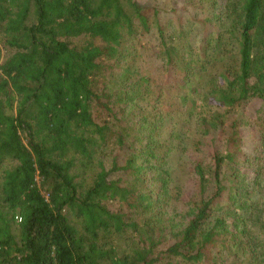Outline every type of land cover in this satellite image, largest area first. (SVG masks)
<instances>
[{"label": "trees", "instance_id": "obj_1", "mask_svg": "<svg viewBox=\"0 0 264 264\" xmlns=\"http://www.w3.org/2000/svg\"><path fill=\"white\" fill-rule=\"evenodd\" d=\"M0 264H264V0H0Z\"/></svg>", "mask_w": 264, "mask_h": 264}, {"label": "rangeland", "instance_id": "obj_2", "mask_svg": "<svg viewBox=\"0 0 264 264\" xmlns=\"http://www.w3.org/2000/svg\"><path fill=\"white\" fill-rule=\"evenodd\" d=\"M171 119L172 118H168V121H171ZM171 128V126H169V125H165L162 129H163V131L161 132V134H163L164 133V131H168L169 129ZM195 130V129H194ZM194 133H192V135L191 134H189V136H194L196 133H195V131H193ZM246 132H248L247 131V129H245L244 130V133L243 134H246ZM250 141V139L248 138L247 139V142H249ZM246 142V141H245ZM180 157H179V155H177L175 158H174V160L176 161V167H175V172L177 173V174H180L181 173V170H183V168L184 167H182V162H181V160L179 159Z\"/></svg>", "mask_w": 264, "mask_h": 264}]
</instances>
